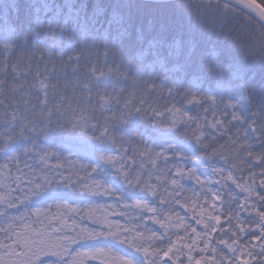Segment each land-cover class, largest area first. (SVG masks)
I'll list each match as a JSON object with an SVG mask.
<instances>
[{"label": "snow or ice", "instance_id": "1", "mask_svg": "<svg viewBox=\"0 0 264 264\" xmlns=\"http://www.w3.org/2000/svg\"><path fill=\"white\" fill-rule=\"evenodd\" d=\"M224 8L259 27L221 26L222 38L243 59L264 61V3ZM110 55L106 46L25 51L21 34L0 23V156L12 161L0 164V264H264V99L167 87L171 106H156L151 97L163 93L122 85ZM225 67L211 70L230 91L236 62ZM50 141L58 152L46 150ZM64 153L78 166L48 164ZM22 156L37 163L21 170Z\"/></svg>", "mask_w": 264, "mask_h": 264}, {"label": "rangeland", "instance_id": "2", "mask_svg": "<svg viewBox=\"0 0 264 264\" xmlns=\"http://www.w3.org/2000/svg\"><path fill=\"white\" fill-rule=\"evenodd\" d=\"M21 0H0V23L7 22L11 26L14 27L15 31H17L16 27L12 25L10 19H9V12L10 7H13L17 5ZM23 4L20 3V6H22L23 9L31 10L33 12L34 19L29 22L30 27V33H33L36 37L39 36L40 30L43 28L44 24L47 23L49 27L54 26L52 29L51 34H46L45 38H49L48 41L45 44L46 48H52L55 51H63L65 54H67L69 51L72 50V48L76 45V43L79 40L83 41H89L92 46L100 45L102 47L106 46L109 49H113L119 47V43L115 39H118L120 34H123L122 31L125 29V24L129 23L128 15L124 16L120 13V11L130 12V8L133 7L136 4H142V5H172L176 4L181 1L185 0H172L167 2H149V1H140V0H93V4H95L94 9H92L91 12L86 11V8L83 9V7L86 5L81 4L80 0H22ZM84 2L89 0H82ZM195 1V0H191ZM264 2V0H260ZM216 2V3H215ZM98 3H105L108 8H110V18H107V23L104 26V10L101 7H98ZM228 3L232 5L233 3L228 2L226 0H212L210 4L200 6L201 8V15L202 19L204 20V23H200L199 27L202 28L203 26L206 28L207 31H213V29H218L221 31V26L223 29L230 30V27L228 26V23H234L236 24V27H242L246 22H252L253 24L256 23V21H251V18L248 17L246 14L241 13L238 9L230 8L225 9L224 4ZM86 7V6H85ZM86 13H90L89 17L86 16ZM119 12V13H118ZM15 14L19 13L18 9L14 10ZM29 12L27 11V16ZM121 14V15H120ZM127 18V19H126ZM149 22V25L151 26L152 22L150 21V18L147 19ZM250 20V21H249ZM129 21V20H128ZM137 26L138 23L135 21ZM206 24V25H205ZM258 28L259 25L255 24ZM150 29V28H149ZM21 34V40L25 42L27 38H29V34L24 31H17ZM218 33H220L218 31ZM147 34V33H146ZM69 40L71 41V45H69ZM216 40H219V37L216 36ZM168 46H166L167 48ZM235 50L239 52L240 51L237 47L233 46ZM216 49L215 46H211L209 48V54L212 55V59L218 58V51L216 55H213V50ZM167 57L176 58L174 55L175 49L173 46H170V48L166 49ZM194 51V49L191 50V53ZM163 53V51H161ZM160 51H157L156 43L151 41L145 48L144 51L140 54L139 58L141 59V64L137 65L133 69V74L135 77H143L146 74H149V78H152L154 75L158 74V77H160V81L162 83V90L167 87H176L180 88L182 85V82L184 80L185 73L182 69V67L174 63L171 67H168L167 63V57L163 55H160ZM111 56V55H110ZM108 57L109 58L111 57ZM250 58V57H249ZM247 58V59H249ZM256 69L259 71L263 70L264 67V61L256 59ZM171 63V61H170ZM224 71L227 72V64L225 65ZM158 72V73H156ZM130 73V72H129ZM126 77L128 76V74ZM156 73V74H155ZM248 71H246L244 68H242V65L236 64V71L234 74L229 76L228 79V88L230 91H225L221 85V82L218 80L216 81V84L212 88V84H205V80L203 77H197L194 76L190 79L189 86L193 91H196L198 95L200 96H215L217 101L220 100H229L231 99L233 102H239L241 104L244 103V101L240 98L241 94L246 95L244 82L246 80ZM258 74V73H257ZM264 72L261 73L260 76H262ZM125 78L120 79V83L125 82ZM191 108V106H188ZM197 113H200L201 118H203V113L200 112V109L198 106L194 109L192 112L193 115H196ZM247 111H245V115H247ZM209 121H211L212 116H208ZM137 129V125H136ZM148 136L145 138L147 139ZM58 142L53 143L50 141L48 145H44L46 150L49 153L52 152H58L59 149L57 148ZM88 144L85 142L83 145H81V152L82 154H86L88 151ZM15 155V153H13ZM63 157L68 162L65 163V161L56 160V159H49L48 164H65L71 168V166L75 163L78 166L79 161L75 158H69L68 153H64ZM5 158H8V162L12 163L10 157H3L0 156V164H3L5 162ZM33 164L35 163L32 160L31 157H21L17 161H15V164L18 168L21 170L25 169V164ZM38 171V169H37ZM13 175H16V169L13 168ZM63 190H61L58 193H54V195H65ZM191 195V192L188 193ZM101 204L104 202L101 201ZM102 211H107V209H102ZM99 214V213H97ZM3 221H0V224H3ZM6 226V225H5Z\"/></svg>", "mask_w": 264, "mask_h": 264}, {"label": "trees", "instance_id": "3", "mask_svg": "<svg viewBox=\"0 0 264 264\" xmlns=\"http://www.w3.org/2000/svg\"><path fill=\"white\" fill-rule=\"evenodd\" d=\"M92 1L93 0L84 2L80 0L81 4H86V7L84 6L83 9L86 8V11L89 12L95 7ZM20 3L23 4V1L21 0L17 5L10 7V14L8 16L17 31H24L29 34V38H27L25 42L21 40V47L25 51L45 49V44L49 39L45 38V35L51 34L54 26L49 27L47 23H45L37 37L33 33H30V27L32 26H29V22L34 19V13L31 12V10L23 9ZM98 5V7L105 9L103 11V25L105 26L107 18H110V8H108L109 6L105 3H98ZM15 9L19 10L18 14L14 13ZM129 10L130 12L120 11L122 15H128L129 21L127 20V22L129 25L125 24V29L122 31L123 34H120L117 36L119 38L115 39L117 43H119V47L113 49L114 55H111V58L108 60L110 63H116L125 75L130 72L126 81L121 83L122 85L127 84L131 80L147 82L149 84V89L154 85L163 93V98H160L158 95H153L149 102L158 101L156 106H162L165 103L171 106V101L167 99V92L161 89L162 83L158 74L154 75L152 78H149V74L143 77H135L133 74L134 67L142 62L139 58L140 54L145 50L146 46L153 41L156 43L157 51H163L160 55H163L165 59L168 52L166 50L167 48L173 46L177 49L174 53L176 58L167 57L168 59L166 61L168 67H171L174 63L182 67L185 78L180 88H190L189 82L194 76L203 77L205 84H212L213 88L217 79L213 75L211 66L215 64L226 65L229 61H234L236 64L242 65V68L248 71L244 87L246 95L252 97L253 105H258L260 100L264 99V74L260 76L261 73L264 72V67L262 71L258 72L256 63L254 62L255 58L250 57L249 59H243L239 56V52L234 49L233 45L222 38L220 30L215 28L213 31L212 29L211 31H207L204 26L202 28L199 27V22L204 23V20L200 12L201 8L198 6V0H185L172 5H149L147 7L146 5L136 4ZM27 11L29 12L28 16ZM85 14L87 17L90 15V13L86 12ZM149 18L152 22L151 26L147 20ZM135 21H137L138 26ZM228 26L230 30L226 31L235 32L240 29V27L237 28L236 24L231 22L228 23ZM218 31L220 33H218ZM216 36L219 37V40H216ZM166 46L168 47L166 48ZM211 46H215L216 49L221 46H226L227 50L224 54L218 51V58L212 59V55L209 54V48H211ZM91 47L93 46L89 41L79 40L67 54H72L73 52L82 51ZM95 47L103 48L100 45H96ZM192 49H194V51L191 53ZM53 63H55V60H53ZM141 87H143V85H141ZM145 98H148L147 93H145ZM136 125L137 130L141 134H144L145 138L152 133L150 126H148L146 122L140 121ZM2 130L3 129H0V131ZM61 159L65 161L64 157ZM63 166L65 169L70 168L64 163Z\"/></svg>", "mask_w": 264, "mask_h": 264}, {"label": "water", "instance_id": "4", "mask_svg": "<svg viewBox=\"0 0 264 264\" xmlns=\"http://www.w3.org/2000/svg\"><path fill=\"white\" fill-rule=\"evenodd\" d=\"M140 1H149V2H167L172 0H140ZM228 2L234 3V0H226Z\"/></svg>", "mask_w": 264, "mask_h": 264}]
</instances>
